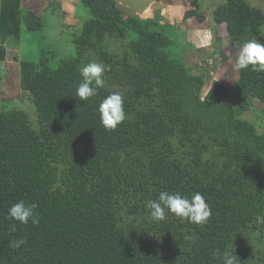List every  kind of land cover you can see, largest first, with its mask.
Wrapping results in <instances>:
<instances>
[{
    "label": "trees",
    "instance_id": "obj_1",
    "mask_svg": "<svg viewBox=\"0 0 264 264\" xmlns=\"http://www.w3.org/2000/svg\"><path fill=\"white\" fill-rule=\"evenodd\" d=\"M82 2L92 18L74 38L77 58L56 69L46 56L21 61L40 126L23 109L0 110V264H221L225 251L239 264H264V225L255 222L264 214V130L241 116L264 103V72L238 71L234 102L229 86L169 53L170 37L145 19L116 0ZM199 8L185 18L205 22ZM213 16L235 50L264 43V9L248 0H226ZM25 21L30 31L44 28L34 12ZM90 52L109 76L81 101L79 68ZM113 91L126 119L106 130L97 108ZM161 191L200 192L212 215L203 225L171 213L155 221L146 203ZM20 200L37 204L38 225L7 218ZM16 239L25 240L19 249L10 247Z\"/></svg>",
    "mask_w": 264,
    "mask_h": 264
},
{
    "label": "rangeland",
    "instance_id": "obj_2",
    "mask_svg": "<svg viewBox=\"0 0 264 264\" xmlns=\"http://www.w3.org/2000/svg\"><path fill=\"white\" fill-rule=\"evenodd\" d=\"M226 0H201L199 13L204 12L207 16L205 25L209 30H213L215 35L208 34V40L201 42L202 49H199L197 40L191 37L190 27L188 23H181L174 25L172 22L167 21L158 12L149 18H145V22L149 25L152 31L163 32L166 36L170 37L171 45L167 51L174 57L180 59L184 64L192 68L194 74H205L207 79L211 82L217 77L220 81L229 86V93L232 101L235 102L236 93V80L239 77L238 71L233 66L234 59L240 55V49L232 47V41L227 32L225 23L217 24L213 11L214 9L223 4ZM253 6L264 9V0H248ZM80 14L83 16L84 21L76 32H52L48 33V37L44 44L35 41L26 42L23 45V58L25 60L41 63L44 56L47 57L48 63L54 69L58 68L62 59H74L78 57V49L74 42L75 36L81 32L85 21L92 18L90 9L82 2L80 6ZM194 22H201L197 17L192 18ZM264 33V28H263ZM212 35V36H211ZM211 37V38H210ZM223 42V43H222ZM112 51H119L121 54L125 47L113 41H109ZM125 42H123L124 44ZM127 43V42H126ZM227 52V53H226ZM89 62L98 61L92 52L88 53ZM104 76H109L107 72ZM210 87L205 89L208 92ZM25 95V94H24ZM22 96L12 99L9 103L2 106L0 110L23 109L28 112L33 125L38 128L40 126L39 113L35 104L27 96ZM254 122L260 131L264 130V103L254 100L253 107L247 113L241 115Z\"/></svg>",
    "mask_w": 264,
    "mask_h": 264
},
{
    "label": "crops",
    "instance_id": "obj_3",
    "mask_svg": "<svg viewBox=\"0 0 264 264\" xmlns=\"http://www.w3.org/2000/svg\"><path fill=\"white\" fill-rule=\"evenodd\" d=\"M116 1L132 16L145 19L160 12L174 25L188 23L190 36L200 42L199 49L203 48L201 42L208 40V34L215 35L213 30L203 26L204 22H194L195 16L185 18L188 7L201 0ZM81 3L82 0H0V108L14 97L22 99L24 95L20 84L21 61L25 60L23 45L32 39L44 44L48 33L52 32H76L84 21L80 14ZM28 12H34L42 19V31L28 30L25 21Z\"/></svg>",
    "mask_w": 264,
    "mask_h": 264
},
{
    "label": "clouds",
    "instance_id": "obj_4",
    "mask_svg": "<svg viewBox=\"0 0 264 264\" xmlns=\"http://www.w3.org/2000/svg\"><path fill=\"white\" fill-rule=\"evenodd\" d=\"M233 66L237 71L252 67L253 71L264 72V43L256 40L243 42L240 55L234 59ZM107 68L102 62L91 61L79 68L82 77L76 87L75 95L81 101H86L98 95V91L105 86L104 73ZM220 77H217L219 80ZM97 112L100 123L106 130H114L126 119L124 98L119 91H113L105 96L98 104ZM146 207L150 210V216L155 221L166 219V213L174 214L182 220L190 223L203 225L212 215L211 208L206 203L205 197L200 192H194L190 198L179 192L161 191L155 200H149ZM36 203H26L20 200L12 204L7 211V218L27 225L31 222L38 225L39 214L36 212ZM255 222L264 225V214H257ZM11 231H16V226H11ZM191 239V237H188ZM10 247L19 249L25 244L24 239H16L9 242ZM221 264H239L238 257L230 251L220 254Z\"/></svg>",
    "mask_w": 264,
    "mask_h": 264
}]
</instances>
